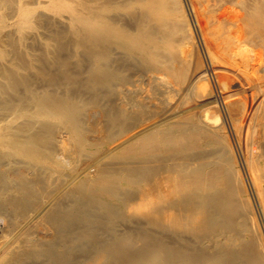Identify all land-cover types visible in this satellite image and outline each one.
I'll list each match as a JSON object with an SVG mask.
<instances>
[{"label":"bare ground","instance_id":"obj_1","mask_svg":"<svg viewBox=\"0 0 264 264\" xmlns=\"http://www.w3.org/2000/svg\"><path fill=\"white\" fill-rule=\"evenodd\" d=\"M235 145L264 222V0H0V264H264Z\"/></svg>","mask_w":264,"mask_h":264},{"label":"rangeland","instance_id":"obj_2","mask_svg":"<svg viewBox=\"0 0 264 264\" xmlns=\"http://www.w3.org/2000/svg\"><path fill=\"white\" fill-rule=\"evenodd\" d=\"M234 148H235V150H236V153H237V156H238V160H239V163H240L241 169H242V171H243V173H244V176L246 177L247 187H248V190H249L250 196H251V198H252V201H253L254 207H255V209H256V211H257V215H258V218H259V219H258V222H259V224H261L260 227H261V230L263 231V232H262V234H263V233H264V222H263V220H262V215H261V212H260V209H259V205H258V203H257V201H256V198H255L254 190H253V188H252V186H251V183H250V181H249V179H248V177H247L248 174H247V171H246L245 166H244L243 161H242L241 152H240V150L237 148L236 145L234 146ZM259 220H260V221H259ZM263 237H264V234H263Z\"/></svg>","mask_w":264,"mask_h":264}]
</instances>
